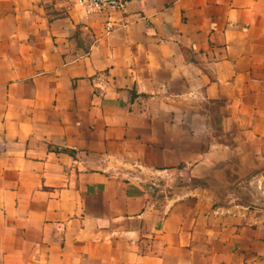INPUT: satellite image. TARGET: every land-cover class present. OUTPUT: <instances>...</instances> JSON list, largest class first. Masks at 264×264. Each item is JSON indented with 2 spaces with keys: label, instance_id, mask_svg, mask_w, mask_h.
Here are the masks:
<instances>
[{
  "label": "crops",
  "instance_id": "0c3cea01",
  "mask_svg": "<svg viewBox=\"0 0 264 264\" xmlns=\"http://www.w3.org/2000/svg\"><path fill=\"white\" fill-rule=\"evenodd\" d=\"M250 169L264 0H0V264H264Z\"/></svg>",
  "mask_w": 264,
  "mask_h": 264
},
{
  "label": "built area",
  "instance_id": "2783aa9c",
  "mask_svg": "<svg viewBox=\"0 0 264 264\" xmlns=\"http://www.w3.org/2000/svg\"><path fill=\"white\" fill-rule=\"evenodd\" d=\"M76 5L83 8L88 14L123 13L127 0H74Z\"/></svg>",
  "mask_w": 264,
  "mask_h": 264
},
{
  "label": "rangeland",
  "instance_id": "374dc122",
  "mask_svg": "<svg viewBox=\"0 0 264 264\" xmlns=\"http://www.w3.org/2000/svg\"><path fill=\"white\" fill-rule=\"evenodd\" d=\"M242 172H243L242 169L236 170V173L242 174ZM243 174L245 175V179H250L249 190L252 192V196H251L249 203H251L254 207L264 205V199L258 198V192L259 191L264 192V182L261 185L258 183L259 179H264V171L262 172V174H263L262 178L258 177V173L256 172V170H253V169H250V170L244 172ZM239 185L241 186V184H238V186ZM259 186H260V188H259ZM237 189H238V187H236V190ZM235 202H238V201H235Z\"/></svg>",
  "mask_w": 264,
  "mask_h": 264
}]
</instances>
